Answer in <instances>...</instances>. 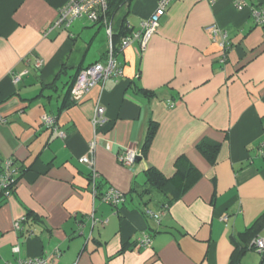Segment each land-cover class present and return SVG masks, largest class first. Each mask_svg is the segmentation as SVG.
Masks as SVG:
<instances>
[{
  "label": "crops",
  "instance_id": "crops-1",
  "mask_svg": "<svg viewBox=\"0 0 264 264\" xmlns=\"http://www.w3.org/2000/svg\"><path fill=\"white\" fill-rule=\"evenodd\" d=\"M68 1L0 0V117L7 121L0 124V172L7 161L23 171L0 199V264H229L232 237L264 214V157L257 151L264 142V27L251 18L264 0H243L241 10L236 0H173L145 46L134 42L117 54L123 75L77 104L69 93L75 76L105 62L109 39L102 24L86 18L48 32ZM157 1L121 6L111 17L113 37L122 25L137 31ZM211 26L227 34L224 62ZM97 105L106 124L94 132ZM47 116L64 138L43 126ZM151 124L157 130L144 157L122 166L118 155L140 151ZM202 141L220 145L214 163L197 150ZM84 156L91 166L79 163ZM149 169L184 178L176 176V189L166 194L152 191L145 203ZM109 188L125 196L123 205L100 200ZM170 198L159 224L145 215ZM145 236L149 244L138 246ZM238 253L239 264H264L258 252Z\"/></svg>",
  "mask_w": 264,
  "mask_h": 264
},
{
  "label": "built area",
  "instance_id": "built-area-1",
  "mask_svg": "<svg viewBox=\"0 0 264 264\" xmlns=\"http://www.w3.org/2000/svg\"><path fill=\"white\" fill-rule=\"evenodd\" d=\"M173 0H158L156 9L154 12L144 21L141 22L140 27L137 31L129 30L126 34L119 38L118 46L115 47L113 44V27L112 18L108 16V0H69L68 3L59 11L57 19L50 25L48 32L55 29H67L71 23L79 18H86L91 23H100L104 26L105 32L108 36L109 42L106 52L105 62H97L86 68L80 69L75 76L73 84L70 89V99L75 104L81 102L83 98L96 86H102L108 79H116L123 75V69L121 64L118 62L117 54L125 50L132 43L137 42L141 46H145L152 35L156 32L159 20L165 15L168 7ZM209 5L215 4L218 0H203ZM245 2L243 0L235 1V8L241 10L245 7ZM251 18L256 26L264 27V6H256L251 8ZM211 39L214 43L218 45L222 52L221 61L224 62L229 49V41L225 31L221 30L217 26H211L209 28ZM42 61L38 60L36 62V67L40 68ZM21 75H15L12 78V82L17 84L20 80ZM91 125L94 132L98 128H101L106 124V118L104 116V108L97 105L91 116ZM6 120L0 117V124L5 123ZM43 126L55 132L58 137L64 138L65 133L60 131L57 126V121L52 117H44L42 119ZM95 143L94 141L89 143L90 152H92ZM258 154L264 157V142L260 143L257 148ZM141 155L139 149L125 148L117 157L118 162L127 168L132 167L136 159ZM79 163L88 164L91 166V160L84 156L79 159ZM19 175V170L12 165L11 161H7L0 172V190L3 191L4 196L8 197L11 195L12 189L16 184L15 179ZM90 186L91 192L94 197L98 195L97 193V178L98 174L94 169H91L90 173ZM100 200L116 208L125 203V196L113 189H107L102 195H100ZM167 207H163L159 212H154L151 210H145V215L152 219L156 224L160 223L163 212H166ZM92 224L98 222L97 219L92 217ZM223 218L222 221H225ZM25 218H21L19 221L15 222V230L21 231L22 223ZM149 244V238L147 236L143 237L138 241V246H147ZM254 248L259 253H264V237H258L253 242ZM7 264H48L46 259L43 258H33V259H18L14 263Z\"/></svg>",
  "mask_w": 264,
  "mask_h": 264
},
{
  "label": "trees",
  "instance_id": "trees-1",
  "mask_svg": "<svg viewBox=\"0 0 264 264\" xmlns=\"http://www.w3.org/2000/svg\"><path fill=\"white\" fill-rule=\"evenodd\" d=\"M130 1L131 0H108V5H109L108 12H107L108 16L112 17L117 12V10L120 9L121 6L128 4ZM121 28L123 30L121 29V32L119 33V35L117 37L112 38L113 43L116 39H119L121 36H123L124 34H126L129 31V30H126L124 25H122ZM70 89H71V87H70ZM70 89H69V93H70ZM6 122L3 124H6ZM156 130H157L156 125L151 124L149 126V128L147 130L146 138H145V143L140 150L141 155L139 156V158L144 157L145 153L147 152V150L151 144V141L155 135ZM219 147H220V145L218 143L210 142V141H202L197 145V150L199 151V153L203 157H205V159L209 163H214L216 160L217 153L219 152ZM17 169L19 170V175L15 179L16 183L19 181V179L21 178V176L23 174V171L20 168H17ZM190 170H192V169H190ZM187 174L188 173L185 174V177H187ZM145 175H146L147 187L143 190V196H145V195L148 196V200L145 203L151 201L152 198H150L151 197L150 195L152 194V191H157V192H161L163 194L164 193L166 194L167 193L166 190L172 191L171 185L174 186V184H175V189H176L177 178H179V179L184 178L183 172L178 171L176 174L177 178L175 176L172 179H167L155 169H149L145 173ZM88 180L90 182L89 178H88ZM184 190H185V187L182 191H184ZM103 193H101L100 195H102ZM4 197L5 196H4L3 191L0 190V199H2ZM174 199L175 198L168 199L163 205H161V208H163L165 206L168 208ZM27 216H31V214L28 213ZM258 237H264V214L261 215L250 228H248L244 232L239 233L238 235L232 237V243H233V246L235 248L234 249L235 251L233 252V255L231 256L229 264H239V260H240L239 259V253H238L239 249L241 250V252L242 251H256V249L254 248L253 242ZM260 254L264 256V253H260Z\"/></svg>",
  "mask_w": 264,
  "mask_h": 264
},
{
  "label": "water",
  "instance_id": "water-1",
  "mask_svg": "<svg viewBox=\"0 0 264 264\" xmlns=\"http://www.w3.org/2000/svg\"><path fill=\"white\" fill-rule=\"evenodd\" d=\"M139 160V157L136 159V161H138Z\"/></svg>",
  "mask_w": 264,
  "mask_h": 264
},
{
  "label": "rangeland",
  "instance_id": "rangeland-1",
  "mask_svg": "<svg viewBox=\"0 0 264 264\" xmlns=\"http://www.w3.org/2000/svg\"><path fill=\"white\" fill-rule=\"evenodd\" d=\"M254 252H257V251H254Z\"/></svg>",
  "mask_w": 264,
  "mask_h": 264
}]
</instances>
